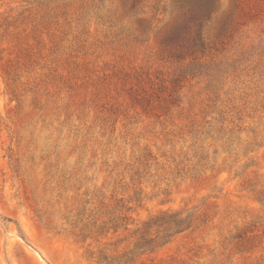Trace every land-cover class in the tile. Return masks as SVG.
<instances>
[{"label":"rangeland","instance_id":"obj_1","mask_svg":"<svg viewBox=\"0 0 264 264\" xmlns=\"http://www.w3.org/2000/svg\"><path fill=\"white\" fill-rule=\"evenodd\" d=\"M190 1L0 0V264H264V0Z\"/></svg>","mask_w":264,"mask_h":264},{"label":"trees","instance_id":"obj_2","mask_svg":"<svg viewBox=\"0 0 264 264\" xmlns=\"http://www.w3.org/2000/svg\"><path fill=\"white\" fill-rule=\"evenodd\" d=\"M188 7H185L187 9L188 13V19L193 22L195 30V38L193 39V42H197L199 45L203 46L202 37H201V28L203 27V22L206 19H209L211 14V7H212V1L210 0H191L188 2ZM262 202L264 199L261 200ZM157 223H159L158 226H164L165 229L168 231L171 230H180L184 226L185 228H188L189 225L186 223V219L181 217V212H174V213H164L162 216L156 218L155 221L148 222L146 224L147 227L157 226Z\"/></svg>","mask_w":264,"mask_h":264}]
</instances>
